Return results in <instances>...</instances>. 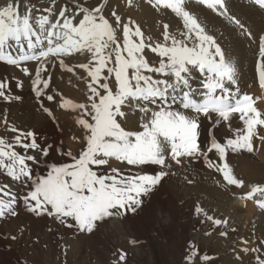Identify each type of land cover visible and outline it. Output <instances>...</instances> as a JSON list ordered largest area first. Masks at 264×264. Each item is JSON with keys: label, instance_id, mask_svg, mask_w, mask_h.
Listing matches in <instances>:
<instances>
[{"label": "snow or ice", "instance_id": "6c2138e0", "mask_svg": "<svg viewBox=\"0 0 264 264\" xmlns=\"http://www.w3.org/2000/svg\"><path fill=\"white\" fill-rule=\"evenodd\" d=\"M155 3L182 17L187 29L181 34L182 38L170 33L166 25L163 42L153 44L150 37L146 42L139 26L133 30L113 12L114 26L101 7L78 6L77 13L82 15L78 23H74L76 14L69 16L64 8L59 10L54 22L50 15H38L33 22L30 12L23 15L19 12L17 0H8L0 7V61L25 73L29 69L22 67V62L35 61V76L30 78L37 97L49 88V80L42 76L47 72L45 65L49 58L59 59L72 52L90 54L89 63L78 67L86 70L92 81L88 84V103L64 100L60 105L84 110L91 117V122L83 117L77 119L86 130L85 146L78 157L71 151L61 152L70 157L72 163H46L43 158L49 155L53 145L45 142L41 147L32 130L20 131L12 127L11 131L18 133L13 137V143L0 139V169L20 181L24 188L20 196L0 189V194L7 197L0 199V216H16L19 199L25 209L36 216L47 214L69 228L76 227L90 233L97 221L135 214L143 207L144 199L150 198L169 175L171 165L167 163L166 153L179 165L181 158L195 160L203 156L208 160V153L213 150L221 162L229 149L251 150L248 126L264 124V113L254 106L252 96L238 95V88L229 87L237 84L236 69L226 58L222 46L184 10L182 0H155ZM200 3L219 13L220 8L226 11L224 0H200ZM45 12L51 13L52 9H45ZM121 25L122 46L117 42V28ZM132 37H138L139 42ZM146 48L158 53V66L150 65L144 58ZM260 54L264 56V37L260 41ZM59 63L61 68L67 67L63 59ZM105 70L107 75H103ZM194 71L203 77L199 89L191 84ZM257 71L260 87L264 89V63L258 62ZM145 72L166 78L154 79ZM113 74L115 80L110 87L109 76ZM4 89L5 84L0 82V98L5 101L20 99L19 96L6 95ZM53 98L47 96L49 101ZM41 107L51 115L50 109ZM133 107H138L144 114L142 130H125L119 122L121 118L126 119V110ZM233 114H239L243 130L235 129V138H227L224 143L211 137L207 150H202L199 141L202 120L219 125L221 121L229 122ZM17 146L23 148L25 154L17 152ZM29 149L40 153V158L28 155ZM57 150L60 151L59 145ZM113 157L130 166H141V170L134 175H123L113 168L103 174L91 167L106 165L108 158ZM29 161L43 165L46 173L37 170L34 175ZM148 165L161 168L146 170ZM207 166L212 167V161L208 160ZM225 169H228L227 163H223L220 171L227 179ZM230 183L241 186L243 182L236 181L233 176ZM196 211L202 212V209L198 207ZM68 218L74 224L68 223ZM207 219L215 225L222 223L210 215ZM120 259L123 260L124 256L121 255ZM203 259L207 261L210 257L204 255ZM257 260L258 264H264V259L257 257Z\"/></svg>", "mask_w": 264, "mask_h": 264}, {"label": "rangeland", "instance_id": "374dc122", "mask_svg": "<svg viewBox=\"0 0 264 264\" xmlns=\"http://www.w3.org/2000/svg\"><path fill=\"white\" fill-rule=\"evenodd\" d=\"M40 1L46 4H52L56 1L59 2L62 4L61 8L66 9L67 14L70 16H73L74 13L78 14V6L88 9L101 7L102 10L104 9L103 14L105 17L108 18L110 22L114 24V26L115 21L113 18V12H115L116 15H119L118 13L121 11L120 4L124 3L126 6H132L133 2V0H120L121 3L119 4L118 0H25L26 3L28 2L27 4L29 6H33ZM146 2L152 6L156 5L155 0H147ZM189 2H194L195 6L200 5L213 14L219 13L217 11H213L211 8H208L205 4L200 3V0H189ZM224 4L226 5L225 0ZM261 4L262 1H260L259 5ZM216 7L220 8L219 5H216ZM154 8L164 11L165 14L172 12V10L168 8L158 6ZM184 10L188 11L195 18L194 12L189 9ZM222 11H224L226 14L224 8H220V13ZM175 17V23L177 25H184L182 17H179L176 14ZM196 19L200 24V19ZM166 21H170V17H167ZM235 21L239 22L237 20ZM123 22L128 23L133 30H135L136 26H139L141 31L144 33L146 42L149 37L151 38V42L153 44L157 42L154 40L152 33L146 27L142 26L140 21L134 19L133 21L124 20ZM164 25L166 26L169 24L164 23ZM236 25L239 26V23ZM117 30L120 34V38L117 40V42L122 46V25L117 28ZM244 37L250 40L244 44L246 50H249V52L252 51L253 46L257 47V49L255 53L254 75L251 77V81L246 82L242 88L238 83L234 86L229 85V87H231L233 90H236L237 88L239 89L238 95L246 94L249 84H254L260 87L257 64L258 62L263 63L264 58V56H261L260 54L259 46V40L261 37H264V34H261L256 40L253 39L252 35H249V33H246ZM132 39L136 42H139L138 37H132ZM160 42H163V39L160 40ZM13 54L16 55L17 53L13 52ZM124 55L126 56L127 54L124 53ZM250 55L251 54L248 53L249 57L243 59V68L247 67L245 64L249 63ZM143 56L150 63V65L158 66V53H154L150 48H146L143 52ZM65 65H67L66 68H61L58 61H54L52 59L48 61V63L45 65L47 72L42 73L43 78L51 80L52 77L57 75L61 70L67 71L68 76H65L63 79L54 78V81L56 83L60 82V85H49V88L45 89L44 94L40 97H37L35 92L32 90L30 78L35 76V67L37 66L35 61L22 62V67H27L29 69L27 73L22 72L20 68H17L16 66L0 61V82L5 84V94L20 97L19 100L12 99L9 101H5L3 98H0V139H4L8 143H13V137L18 133L12 132V127H16L20 131H34L37 134V142L41 145V147L44 146L45 142L51 143L53 145L49 155L43 158L46 163H48L46 158L49 163H72V159L67 155H62L61 152L67 153L71 151L74 156L78 157L79 153L85 146V129H73L75 124L73 110H71V107H61L60 105L64 100H70L73 103L79 101H82V103H88V84L92 83V81L86 70H76L75 66H73V63H67ZM68 69H71V71ZM129 72H131V69ZM195 72L199 76L200 80L203 79L202 75L198 71ZM145 74L152 75L154 79L166 78L160 77L155 73L145 72ZM103 75H107L106 70ZM114 80V74L109 76V81L111 82L110 87L114 84ZM78 81H82L86 93L78 90L79 86L76 85ZM17 85L20 86L18 87ZM262 91H264V89H262ZM48 95H52L54 97L53 100L49 101L47 99ZM74 97H76V99ZM253 102L255 106L256 100H253ZM41 105L50 109L51 115L45 113ZM149 107L154 108L155 106L149 105ZM55 108H60L63 111L68 112L70 116L66 114L61 115V117L60 114L56 112ZM135 112H140L138 107H135ZM82 114L86 116L85 112H82ZM13 115L16 116V119H13ZM42 115H46L47 118L50 119L51 125L49 127H47L45 124L46 120H42ZM78 117L82 116L78 115L77 119ZM235 117H237L239 120V114H233V116L230 117L229 122L221 121L219 125H214V121L210 122L207 119L202 120L203 125L200 129L201 136L199 138L202 150H207V146L209 145L211 137H215L220 143H224L227 138H235L237 133L234 131L235 128H233L231 125V121L235 119ZM88 120L91 122V118ZM240 123L242 124L241 121ZM229 124L231 127H229ZM258 126H261L264 129V124H261L257 126L249 125L248 130L252 133ZM219 127H222V130H227V135H221V140H219L218 132H216ZM263 129H259V131L262 132ZM125 130L128 129L125 128ZM138 130H142V128ZM240 130L242 131L243 129ZM72 131L79 135L78 138H69L75 142V145H72L69 140H66ZM251 133L249 134V137L251 136ZM260 139L261 138L257 140ZM248 144H250V139ZM57 145H59L60 151L57 150ZM259 146L260 145L258 144L256 147L255 155L248 154L249 156H246V159L251 161L248 160V164L241 166V169L238 162L239 158L235 155L236 151L231 149L227 150L225 160L223 162L219 160L215 150L209 152L208 160L212 161V167L207 166L208 160H205L203 156L195 160L181 158V164L177 165L171 160L170 155L166 153V160L167 163L171 165V169L168 170L169 175L164 179L170 177L171 181L174 180L175 183H170L169 188H167L164 192L161 189V185L164 182L163 179L161 184L156 187L155 191L151 194L150 198L144 199V205L137 211V213H128L127 215L122 214L120 217L113 216L105 218L102 221H97L94 230L90 233L87 231L82 232L76 227L69 228L66 226V224H62L60 221L55 220L53 216H48L47 214L36 216L35 214L28 212L25 209L22 201L18 199L16 204V211L18 213L17 215L21 213V215H29L32 218H24L25 220L20 222V224H22L18 226L16 230H14L15 233H13V237L15 238L13 241L18 244L17 233L20 232L23 227H25L24 225H26V223L32 226H37V224H40L39 220L37 219L44 218L47 220L45 221V225L50 230L52 229L51 233H56V235L59 236L57 237L59 240L58 242L54 241L53 239H51L50 242L48 241V245L51 247L48 255L45 254V252L41 253L40 260L44 261L45 257H47L46 264H67L68 262L69 264H258L257 257L264 259V242L259 241V236L256 235L255 230H249L251 232L248 231L246 233L248 236H245V233L243 232L248 229V225L246 223L244 228L242 225H240V221H238V225L240 226L238 231L229 227H227V229H221L223 224H225V221L229 219V217L226 219V216L234 213L231 211V214H228L225 209H221L222 207L220 206H222V203L220 205L212 204V210L208 212H197L196 209L199 207V196L200 193H202V184L210 182L211 187L214 190L228 195L230 199H235L238 204L239 202L245 204L246 201L252 200L254 207L258 211L264 213V178L258 179V177H260V171L263 172L261 176L264 174V163L262 162L263 159L261 157L256 156L258 150L261 148V146L260 148ZM16 151L21 154H25L24 149L19 146L16 147ZM27 154L37 156L38 158H40L41 155L36 150L32 149H29ZM229 155L231 160H229ZM28 163L32 166L34 175L37 170H39L41 174H44L47 171L43 165H36L31 161ZM223 163H227L228 166V169L225 171L227 179H225V176H223L220 172L223 167ZM232 163L236 171H244L243 173L247 175L246 178L248 181L244 179L245 177L243 173L237 175L233 172V168L229 169V164L232 165ZM261 163L263 164L262 167ZM195 164L197 166V169H195L196 171L192 170L191 168V165ZM91 167L103 174H107L113 168H116L123 175H134L139 169L141 170V166H130L127 165L126 162L116 160L114 157L108 158V163L106 165H92ZM160 168L161 166L157 165L146 166V170H160ZM188 169L192 170L193 172L189 171ZM251 170H253V172ZM180 171H182V174L179 173ZM255 172L258 173L256 174ZM203 174L208 176V180L205 179L206 176L203 177L205 181L201 180L200 177ZM0 176L2 178V184H7L2 185L4 188H10V186L13 185L19 187L22 186L20 181H16L9 177L4 169H0ZM233 176L235 177L236 181L243 182L241 186H236V183H230ZM251 176L257 178L258 181L257 179H251ZM21 188H23V186ZM21 190L19 192H21ZM12 193H16V191L13 190ZM0 199H7V197L0 195ZM161 203H164V205L162 206ZM162 207H164L165 210L169 212V214L165 216L164 222L160 220L159 222L156 217L159 211H156L158 208ZM225 214L227 215L225 216ZM163 215L164 213L162 216ZM209 215L212 216L214 220L217 219L222 221V223H220V225H215L213 221H209L207 219V216ZM258 215H255L254 220L256 217H258ZM16 216L6 214L4 216H0V219ZM29 218L32 222L27 221ZM125 219L126 221H129V228L128 226L125 227L126 232L124 230H120V224H122V221ZM54 222L58 224V227L55 228V231V226L52 225ZM68 223L74 224V221H72L71 218H68ZM114 224L117 225L119 229H116ZM130 227H132L133 230H130ZM220 229L224 230L225 232H222ZM243 229L245 230L243 231ZM108 230L110 231L108 232ZM240 230L243 232L240 233ZM222 233H225V235H222ZM249 233L251 235H249ZM239 239H241V241ZM249 240L251 241V247L249 249L247 248L248 252H245L243 251V245L241 243ZM70 245L75 248V251ZM252 247L257 251H253L254 249ZM121 255L124 256L123 260L120 259ZM204 255H207L210 257V259L205 261L203 259ZM36 261V259L34 260L31 257L28 259L27 264H38Z\"/></svg>", "mask_w": 264, "mask_h": 264}, {"label": "bare ground", "instance_id": "6f19581e", "mask_svg": "<svg viewBox=\"0 0 264 264\" xmlns=\"http://www.w3.org/2000/svg\"><path fill=\"white\" fill-rule=\"evenodd\" d=\"M118 1L120 4L121 1L120 0H118ZM146 1L147 0H133L132 6H126L124 3L120 4L121 11H119L118 14L121 17V20L122 21H124V20H130V21L132 20L133 21L134 19H136V20L140 21L141 25L146 27L152 33L154 40H156V41H160L163 39V33L165 31L164 23H167V24H169V25H167V30L170 33H172L173 35H176L177 38H181L182 37L181 34L186 32L187 29L184 27V25H177L175 23V21H176L175 14L173 12H168L165 14L164 11H161L158 8H154L156 6L166 8L165 6L157 5L156 3H155L156 5L152 6V5H149L148 2H146ZM260 1H262L261 5H259ZM7 2H8V0H0V7H3ZM17 3H18V7H19V12L22 15L26 12H30V15L33 19V22L38 15H50V19H52L54 22L56 17L59 15V10L61 9V6H62V4L57 2V1L52 3V4H46L42 1H40V2H37L33 6H29L27 4L28 2L26 3L25 0H17ZM225 3H226V5H225L226 6V14L224 11H222L221 13L213 14L209 10H206L204 7H202L200 5L195 6V3L189 2V0H182L181 6L184 9H189L192 12H194L195 18H198L201 21L200 26L205 29V32L207 34L213 35L214 38L217 40V42L222 46V49L225 52L226 58L232 63V65L236 69L237 83L242 88L246 82L251 81V77L254 75L253 73H254L255 53H256V49H257V47L253 46L252 51L249 52V50H246L244 47V44H246L250 40H248V38L246 39L244 36L246 35V33H250V35H252V38L256 40L261 34H264V0H225ZM49 8L52 9V12L51 13L45 12V9H49ZM103 12H104V9H103ZM167 17H170V21H166ZM80 18H82V15L76 14V18L74 19V23H78V20ZM235 20H237L239 22H236ZM238 23H239V26L236 25ZM191 35L194 38V33ZM117 38L118 39L120 38V34H119L118 30H117ZM259 41H261V39ZM168 43H170V41ZM259 46H260V43H259ZM248 53L251 54L250 59H249V63L245 64L247 66L246 68H243L242 62H243V59H246L247 57H249ZM50 59H52L54 61H58V62L60 59H63L65 64L73 63V66H75V69L78 70V69H82V68L78 67V65L84 64V63H89L90 54H87L86 52H72L66 56L60 57L59 59L58 58H49V60ZM263 63H264V58H263ZM32 68H34V67H32ZM12 70H14V69H12ZM65 76H68L67 71H65V70L59 71L57 75H54V77H52V79L49 80V85L50 86L60 85V82L56 83L54 81V78H62L63 79V78H65ZM193 77L194 78L191 80L192 86L194 88H200L201 87L200 83H199L200 79H199V76L197 75V73L195 71L193 72ZM76 85L79 86L78 90L86 93L85 87L82 84V81H78V83ZM247 89L248 90L246 91V94L252 96L253 100H256L255 106L258 109V111H260L261 113H264V93H263L264 91H262V89L259 86H256L254 84L253 85L249 84ZM76 97H78V96H76ZM76 97H74V98L76 99ZM75 103H82V101L75 102ZM55 109H56V112L58 114H60V116L66 115V114L69 115L68 112L63 111L60 108H55ZM71 110H73V112H74L73 115L75 117V124H74L73 129L82 128V126L77 123V116L78 115H80L86 119L91 118L88 115H86L87 116L86 117L84 114H82V112H84V111H82L81 109H72L71 108ZM143 116H144L143 113L135 112V107H133V108H129L126 110V119L121 118V120L119 122H121V125L124 126V128H127L128 130H134L135 131V130H138L141 128V122H142ZM13 119H16V116L13 115ZM43 119L46 120L45 124L47 127H49L51 125L50 119H48L46 115L45 116L42 115V120ZM231 125L235 129H237V128L243 129L242 124L240 123V121L238 120L237 117H235V119H233L231 121ZM259 129H263V127H261V126L256 127V129H254V131L252 133L247 129L248 137H249V134L251 133V136L249 137L250 144H251V146L249 144V148L251 150L246 148V149H240V150L236 151L235 155L239 158L238 162L240 165V169H241V166L248 164L249 159H246V156H249L251 154L255 155L256 147L258 146V144L261 146V148L259 146L260 150H258L256 156L261 157L263 159L262 162L264 163V129L262 130V132L259 131ZM85 131H84V134H85ZM221 131H222V133H221ZM216 132H218L219 140H221V135H227V130L226 129L222 130V127H219ZM256 136L261 138V139L257 140L259 138H257ZM78 137H79V135L75 134L72 131L69 134V137L66 138V140H69L72 143V145H75V142H73L72 139L78 138ZM69 138H72V139L70 140ZM229 160H231L230 155H229ZM46 161L49 163L47 158H46ZM249 161H251V160H249ZM262 165L263 164L261 163V167H262ZM191 166H192L191 167L192 170L196 171L195 170V169H197L196 164L191 165ZM231 168H233V172L237 175L244 172L243 170L236 171L233 163H232V165L229 164V169H231ZM182 169H184V168H182ZM192 170H189V171L193 172ZM182 171H180L179 173L182 174ZM225 171H226V169H225ZM251 171L253 172V170H251ZM133 172H134V170H133ZM185 172H186V170H185ZM262 173L263 172L260 171V173H259L260 177H258V179L264 178V174L261 176ZM243 175L245 177L244 179H246V181H248V179L246 178L247 175H245L244 173H243ZM204 176H206L205 179L208 180V176L206 174H203L200 177L201 180H204V178H203ZM169 178L170 177H167L166 179L163 180L164 186H163V183L161 185V189L164 192L166 191L167 188H169L170 183H175L174 180L171 181V178L170 179ZM252 178L257 179L254 176H251V179ZM258 179H257V181H258ZM2 185H7V184H2V178L0 176V189H5V190L10 191V192H13V190H15L18 196L23 194V188H21L22 186L19 187V186L13 185V186H10V188H4ZM202 185H203V187L201 186L202 193H200V196H199V208L202 209V212L211 211L212 210L211 209L212 204L213 205L214 204L220 205L222 203V206H220V207H222L221 209H225V211H227L228 214H231L230 213L231 211H233L234 213H232L229 216H226L227 214H225L226 219H227V217H229V219L226 220L225 224H223L221 229H225V228L227 229V227H229V228H232V229H235L236 231H238L240 229V226L238 225V223H239L238 221H240V223H241L240 225H242V227H244L245 224L247 223L248 229L247 228H246L247 230L243 229V231L245 230L244 232L242 230H240V233L243 232V233H245V236H246L247 235L246 233L249 230L253 229L256 231V235L259 236V239H260L259 241L264 242V221H263L264 213L258 211L254 207V205L252 204V200L246 201L245 204H242V202H239V204H238L235 201V199H230L228 197V195L220 193L217 190H214L211 187L210 182L206 183V184H202ZM20 190H21V192H19ZM0 195H2V194H0ZM161 205L163 206L164 203H161ZM156 212H158V214L156 216L157 220L158 221L160 220L162 222L165 221V216H167V214H169V212L166 211L164 207L158 208V210ZM163 213H164V215L162 216ZM255 215H258V217H256V219L254 220ZM28 217H31V216L21 215V213H20L16 217H5L4 219H0V264H27L28 259L31 257L34 260L36 259L37 260L36 262L38 264H46L47 263V257H45L44 261L40 260L41 259V257H40L41 253L45 252V254L48 255V253L51 249V247L48 245V241L50 242V240L53 239L54 241L58 242L59 240L57 239V237H59V236H57L56 233L55 234L51 233L52 229L50 230L45 225V221H47L46 219H44V218L43 219L42 218L37 219L40 222V224L39 225L37 224V226H34V225L32 226V225L26 223V225H24L25 227H23L21 229V231L17 233L18 234V236H17L18 244L15 241H13L14 240L13 239V233H15L14 230H16V228L22 224V223L20 224V222L25 220L24 218H28ZM27 221L32 222L30 218L27 219ZM128 223H129V221L128 220L126 221V219L124 221H122V224H120V226H121L120 230L125 231V229H126L125 227H127V226L129 228ZM52 225L55 226L54 227V231H55V228L58 227V224H56L54 222V224H52ZM112 227H113V225H112ZM115 228L119 229V227L117 225H115ZM130 230H133V228L130 227ZM109 231L110 230H108V232ZM221 231L225 232L224 230H221ZM106 232H107V230H106ZM249 232H251V231H249ZM229 235H230V233H229ZM249 235H251V234L249 233ZM253 237H251V238H253ZM239 240L241 241V239H239ZM250 243H251L250 240L244 241L241 243L243 245V247H242L243 251L246 250L245 252H248L247 248L249 249L251 247ZM72 249L75 251L74 247H72ZM244 254H246V253H244ZM67 264H69V262Z\"/></svg>", "mask_w": 264, "mask_h": 264}]
</instances>
